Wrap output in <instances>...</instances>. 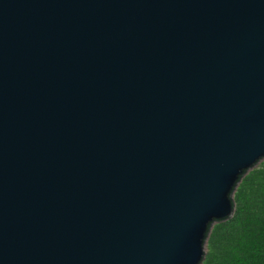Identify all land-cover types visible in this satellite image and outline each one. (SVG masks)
Segmentation results:
<instances>
[{"label":"water","instance_id":"obj_1","mask_svg":"<svg viewBox=\"0 0 264 264\" xmlns=\"http://www.w3.org/2000/svg\"><path fill=\"white\" fill-rule=\"evenodd\" d=\"M263 159L264 0H0V264H201Z\"/></svg>","mask_w":264,"mask_h":264},{"label":"trees","instance_id":"obj_2","mask_svg":"<svg viewBox=\"0 0 264 264\" xmlns=\"http://www.w3.org/2000/svg\"><path fill=\"white\" fill-rule=\"evenodd\" d=\"M232 202V217L209 224L201 264H264V159L239 177Z\"/></svg>","mask_w":264,"mask_h":264}]
</instances>
